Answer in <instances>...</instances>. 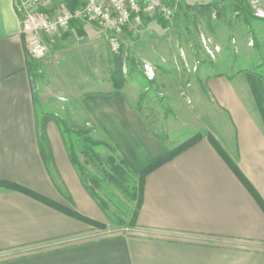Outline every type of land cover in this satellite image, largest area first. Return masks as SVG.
<instances>
[{"label":"crops","instance_id":"crops-1","mask_svg":"<svg viewBox=\"0 0 264 264\" xmlns=\"http://www.w3.org/2000/svg\"><path fill=\"white\" fill-rule=\"evenodd\" d=\"M18 1L0 0V179L104 222L53 121L46 131L54 171L44 161L30 69L36 58L28 54ZM61 5L67 0H44L39 8L55 12ZM81 24L88 35L91 24ZM72 29L56 38L47 63L70 49L59 46ZM207 83L210 98L229 115L226 134L217 123L210 131L264 200V124L250 93L219 74ZM123 93H89L84 108L88 116L95 111L140 168L163 148ZM128 228L104 230L0 186V264H264V210L206 136L147 175L136 224Z\"/></svg>","mask_w":264,"mask_h":264},{"label":"rangeland","instance_id":"rangeland-1","mask_svg":"<svg viewBox=\"0 0 264 264\" xmlns=\"http://www.w3.org/2000/svg\"><path fill=\"white\" fill-rule=\"evenodd\" d=\"M88 22V35L82 24L74 26L69 41L59 46L70 49L50 64L47 55L33 60L37 118L40 125H58L66 148L72 143L93 176L86 184L106 204L105 209L100 206L105 220L100 228L127 230L136 200L86 163L83 138L90 135L108 144L93 146L108 170L110 154L130 159L95 111L86 115L85 96L124 92L162 148H173L197 133L207 137L215 123L226 134L229 115L210 98L207 76L228 77L239 92L250 93L257 108L246 74L258 71L264 77V0H177L169 19L148 16L137 33L126 30L118 40H112L103 26ZM115 69L119 87L112 78ZM200 88L206 97L199 94ZM58 119L70 130L63 131Z\"/></svg>","mask_w":264,"mask_h":264},{"label":"trees","instance_id":"trees-1","mask_svg":"<svg viewBox=\"0 0 264 264\" xmlns=\"http://www.w3.org/2000/svg\"><path fill=\"white\" fill-rule=\"evenodd\" d=\"M83 4H84V0H67V6L71 8L72 10L79 8ZM81 22L82 21L78 19L72 20L71 25H70V30L71 28H74V26H80ZM118 72L119 71L115 69L114 72L112 73V78L114 79V82L117 87H119L118 85H121L120 83L121 81L119 82L116 77ZM246 77L248 79L251 90L253 92L258 112L260 113V116L264 124V77H262L258 73V71H251V70L247 72ZM201 87L203 91L208 93L206 87L202 83H201ZM58 123L63 125L64 127L63 131L70 130V128H68L62 120L58 119ZM89 131L90 130H87V132ZM38 133H39L40 148H41L44 161L48 167L52 165L54 166L53 154L51 151L45 122L38 127ZM202 137L203 135L201 133H197L193 136L188 137L187 139H185L184 141H182L181 143H179L177 146L173 148L169 149L164 146L163 153L158 158L147 163L146 165L141 167L139 170L134 168L131 162L128 159H126V157H123L122 159H118L113 154L109 155V158L107 161L110 169L109 170L106 169V167L104 166V157L98 154L97 152H95V150L93 149V146L99 145V144H105V145H108V144L106 142L97 140L90 135H87L85 136V138H83L86 144L82 147L81 151L85 156L86 163L92 164L93 166H95L98 172L100 171L103 174L106 180L114 182L116 186L119 187L124 194L136 200L135 208L131 212V219L129 222L130 225H135L137 218H138L139 211L143 203L144 191H145V181H146L147 175L150 172L157 169L158 167H160L161 165H163L164 163L172 160L174 157H176L178 154L182 153L189 147L198 143L202 139ZM207 137L209 141L212 143V145L214 146V148L218 151V153L222 156V158L228 164V166L234 171L237 177L242 181L244 186L250 191V193L254 196L256 201L259 203V205L264 210L263 198L261 197L259 192L256 190L254 185L251 183V181L246 177V175L241 170L237 162L229 155V153L222 146L220 141L212 133H208ZM67 150H68V154H69L72 164L76 167V169L80 173L84 186L86 187L90 195L98 201L99 205L103 209H105L106 208L105 201L101 199L100 196L96 192H93L92 189H90L89 186L86 184V181L88 177H90V174L88 173L86 169L85 163L80 160L79 154L74 148V146L72 145V143L70 144L69 147H67ZM90 178L92 179L93 176ZM92 181H94V179H92ZM0 186L13 188L25 194L31 195L39 199L40 201L48 205H51L70 216L83 220L91 225L98 226V227H105V225L102 222L94 220L80 213L74 207L57 202L41 193H38L16 182L0 179ZM67 198L70 200L71 203H73L72 199L69 196ZM119 222L122 223L123 219H120Z\"/></svg>","mask_w":264,"mask_h":264},{"label":"built area","instance_id":"built-area-1","mask_svg":"<svg viewBox=\"0 0 264 264\" xmlns=\"http://www.w3.org/2000/svg\"><path fill=\"white\" fill-rule=\"evenodd\" d=\"M44 0H19L21 31L26 37L29 54L40 58L49 53L52 44L62 33L70 29L72 20L96 22L118 40L126 30L137 33L148 16L169 19L177 0H84V4L72 10L61 5L55 12L42 10ZM150 70L148 64L145 65Z\"/></svg>","mask_w":264,"mask_h":264}]
</instances>
